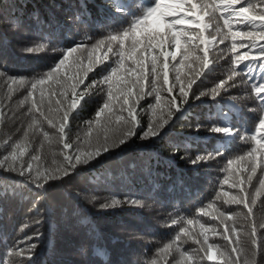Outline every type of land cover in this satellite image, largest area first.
Masks as SVG:
<instances>
[{
    "label": "trees",
    "instance_id": "obj_1",
    "mask_svg": "<svg viewBox=\"0 0 264 264\" xmlns=\"http://www.w3.org/2000/svg\"><path fill=\"white\" fill-rule=\"evenodd\" d=\"M126 2L132 4V12L139 14L148 0ZM131 19V16L115 13L113 0H0V71L32 82L50 71L68 47L77 43L91 47L108 33L127 27ZM205 20L208 22V17ZM231 43L229 38L210 52L209 75L216 84L226 79L233 68L229 51ZM27 48L34 51L29 53ZM115 59L112 57L96 67L85 83L92 79L99 81ZM253 63L252 66H258V62ZM247 64L244 61L236 68L239 73L235 77L236 86H228L221 92L220 118L212 113L218 106L212 111H204L206 105L201 101L209 98V89H203L202 84L207 80L202 82L201 77L193 90L195 96H200L201 92L207 95L199 99L190 97L189 104L184 106L185 111L177 114L179 119L174 117V122L166 126L158 137L140 139L142 129H147L152 118L149 110L142 113L140 110L143 111L151 102L155 103L154 95L146 96L139 108L141 127L132 142L129 140L126 145L114 148L102 159L78 164L74 172L52 182V186L38 189L17 173L0 169V264H153V261L175 264L180 259H174L176 253L169 256L159 250L174 240L182 227L198 234L200 223L209 228L206 233L208 243L217 245L220 251L230 252L232 245L221 235L223 226L211 216L216 215L217 210L236 214V228H243L245 233L250 231L247 209L242 205L224 203L229 199L226 194L236 192L230 186L231 180L224 184L228 176L227 161L233 150L226 146L242 135H254L258 124L256 116H264L261 102L257 101L251 87L254 83H264V70L249 74L245 71V67L249 69ZM172 74L174 70L170 78ZM9 83L6 77L0 79V107L4 111V120L0 123V158L11 151L14 142L24 143V139L20 141L19 138H23L27 129L29 154L39 153L44 168L57 167L63 157L56 130L44 121L40 122L39 128H28L31 123V115L28 114L30 101L21 104L27 94L26 89L14 85L15 91L10 93ZM35 98L39 101L38 92ZM106 99V89L88 90L85 101L81 102L82 106L73 113L70 121L69 141L73 133L85 139L89 132L88 121L95 120L96 111ZM44 108L46 111L47 100ZM196 114H200L198 118ZM197 125L202 127L197 128ZM213 126L231 127L234 134L226 136L209 131ZM92 128V137L102 131L100 125L93 124ZM45 131L49 133L51 143L44 138ZM247 142L251 149L253 142L250 139ZM82 146L88 147L87 140ZM217 151L220 155L216 154ZM198 155L208 158L192 164ZM219 181L221 187L212 186L210 195L202 186ZM129 200L139 203H126ZM113 201L121 203L100 206L105 203L111 205ZM213 202L214 207L208 208ZM255 206H258L253 208L258 232L264 233V229L259 228L264 223V202L257 200ZM201 208H205L209 215H202ZM243 216L247 221L240 226ZM188 219L199 220L200 223L189 226L186 223ZM174 220L177 223L173 224ZM228 223L231 225L232 222ZM213 228L215 231L211 230ZM37 233L39 240H27ZM241 238L245 248H249L248 238ZM199 239L203 241L202 236ZM30 243L36 244L35 249L27 248ZM199 247L191 237H181L183 251L191 253ZM11 248H23L25 251L22 255L9 256ZM128 255L132 256L130 262ZM203 255L199 253V256ZM256 259L260 261L261 257ZM222 262L223 257L219 255L215 260L210 261L206 257L200 260V264Z\"/></svg>",
    "mask_w": 264,
    "mask_h": 264
},
{
    "label": "snow or ice",
    "instance_id": "obj_2",
    "mask_svg": "<svg viewBox=\"0 0 264 264\" xmlns=\"http://www.w3.org/2000/svg\"><path fill=\"white\" fill-rule=\"evenodd\" d=\"M115 13L123 16H131L127 27L108 33L103 39L96 41L89 47L84 43H77L68 47L62 58L45 73L41 78L27 82L23 77L10 76L0 71V79L7 78L9 92L15 91L13 86L24 87L26 96L21 104L30 101L28 114L31 115V123L28 128H39L40 122L44 121L50 128L56 130L58 143L62 145L60 154L61 163L53 168H44L40 161L42 156L39 153L29 154L27 129L23 132L24 143L14 142L11 151L0 158V169L8 172H15L20 177L30 180L36 188L45 189V186H52V182L60 181L69 176L77 168L78 164L88 163L90 160L102 159L105 154H110L114 148L126 145L129 140L137 135L140 125V101L146 96L155 97V104L149 105L152 109V118L140 139L158 137L166 126L173 123V118L179 119L178 113L185 111L184 106L189 104L190 97L199 99L207 95L201 92L195 96L194 85L205 72L210 68L209 55L217 44H223L229 38L232 43L229 51L232 53L233 68L226 79L219 80L210 89L211 94L219 96L228 86L235 87V77L239 75L236 68L240 63L247 61V67L252 68V62H258V66L264 70V0H148L139 14L131 11L132 4L126 0H113ZM219 13L217 16L216 14ZM223 21L222 26L217 23L216 35L209 38L205 35L211 22L205 18ZM242 25L245 30L234 27ZM225 29L227 31H225ZM217 37L219 40L217 41ZM237 40L240 43H237ZM240 49H247L241 52ZM27 52L34 51L27 48ZM103 55H100V53ZM87 53V55H85ZM111 54V55H109ZM112 57H116L113 66L107 69V74L99 81L89 79V73L95 71L96 67L105 64ZM187 69V71H184ZM172 70L174 74L171 75ZM229 82H232L229 85ZM83 86V87H82ZM99 87L101 91L106 89L107 99L95 113V120L88 121L89 132L87 149L73 148L68 138V128L73 113L82 106L85 95L89 89ZM252 92L255 98L261 102L264 111V83L252 84ZM39 93V101L36 94ZM47 93V97L45 96ZM166 94V95H162ZM53 98H55L53 103ZM47 100V111L44 104ZM163 105V106H162ZM53 113L59 117L55 119ZM38 114V116L36 115ZM4 120V111L0 107V123ZM101 121L103 124L101 125ZM93 124L100 125L102 131H98L92 138ZM202 127L197 125V128ZM211 132L223 133L232 136L231 127L213 126ZM43 136L51 143V137L47 131ZM246 142L250 139L253 142L251 149L236 159H228V176L224 184H229L236 189L234 194L229 195L225 200L226 204L242 205L247 209L250 231L244 232L243 228H236V214H227L217 210V214L211 219L219 221L223 226L222 238L232 245L230 252L220 251L217 245L208 243L206 233L209 228L200 223L199 220L188 219L187 225L191 226L200 223L201 231L196 234L188 227H182L169 243H166L160 252L169 256L178 253L180 259L175 264H200L205 257L208 260H215L217 256L223 257L222 264H264V233L258 232L254 218L253 208L257 200L264 202V116L259 118L255 127V134L250 137L241 136ZM43 147V146H41ZM220 155L219 151L216 153ZM28 157V159H25ZM208 157L196 156L191 161L196 164L198 161ZM243 162V164L239 163ZM35 163V167H34ZM55 163V161H54ZM233 165H236L233 168ZM260 171L259 187L251 192L252 181L257 171ZM219 195L217 199H219ZM121 203L113 201L111 205L105 203L100 206L110 207ZM126 203L135 205L137 200H129ZM208 208L214 207V202ZM202 215H209L205 208L200 209ZM231 221V225L228 223ZM177 221H173V224ZM264 229V223L259 225ZM215 231V228L211 229ZM191 237L194 242L200 245L199 249H193L191 253L181 248V237ZM203 237V241L199 237ZM246 236L250 242L249 248H245ZM235 237V238H233ZM37 233L27 240H39ZM206 245V247H205ZM36 244L27 245L29 250L35 249ZM214 249H216L214 251ZM25 249L11 248L8 255H22ZM203 256H199V253ZM199 256V258H198ZM261 260L257 261L256 257ZM153 264H157L153 261ZM165 264H168L165 261Z\"/></svg>",
    "mask_w": 264,
    "mask_h": 264
},
{
    "label": "rangeland",
    "instance_id": "obj_3",
    "mask_svg": "<svg viewBox=\"0 0 264 264\" xmlns=\"http://www.w3.org/2000/svg\"><path fill=\"white\" fill-rule=\"evenodd\" d=\"M213 35H216V32L213 34ZM45 58H47V57H45ZM185 71V70H184ZM206 80V74H205V76H203V79H202V82H204ZM216 85V83L214 82V81H212L210 84H209V81H206V83H203L202 84V86H204L203 87V89H205V90H208L209 89V91H207L208 93H209V96H211L212 94H211V92H210V89L212 88V87H214ZM202 86H199V87H202ZM154 98V97H153ZM153 101H155V98L153 99ZM45 103H46V101H45ZM140 103H141V101H140ZM155 103H153V102H151L149 105H154ZM163 106V105H162ZM147 110H149V112H150V115L152 114V109L151 108H149V106L148 107H145L144 109H143V111L142 110H140V112L142 113V112H145V111H147ZM46 111H47V109H46ZM138 111H139V108H138ZM199 115L200 114H196L195 116L198 118L199 117ZM53 117L55 118V119H59V117L58 116H56L55 115V113H53ZM148 127V126H147ZM165 129H166V127H165ZM164 129V130H165ZM170 130V129H169ZM163 131V130H162ZM169 132V131H168ZM71 137H72V139L70 138V141H71V143L73 144V148L74 149H76V148H80V149H82V150H86L87 149V147L86 146H82V144H83V142L85 141V140H87L88 139V134H85V139H82L81 137H79V136H77L75 133H73L72 135H71ZM93 139H94V137H92ZM136 138V137H135ZM22 139H24V138H19V140L20 141H22ZM134 140V137L131 139V142ZM190 144V143H189ZM261 177V173L259 172V170L257 171V174H256V176L253 178L254 180H255V182H254V184L252 185L253 187H252V189L250 190L251 192H254V190H255V188L256 187H259V178ZM98 185V184H97ZM202 186H203V188L207 191V193L210 195V192H211V187H212V183H207V184H202ZM262 191H264V189H262ZM255 208H257L258 206H254ZM247 221V218L245 217V216H243L242 217V222H241V224H240V226H242L243 225V223L244 222H246ZM177 254V256L174 258V259H177V258H179V254L178 253H176ZM130 258H129V260H128V262H130V261H132V256L131 255H128Z\"/></svg>",
    "mask_w": 264,
    "mask_h": 264
},
{
    "label": "clouds",
    "instance_id": "obj_4",
    "mask_svg": "<svg viewBox=\"0 0 264 264\" xmlns=\"http://www.w3.org/2000/svg\"><path fill=\"white\" fill-rule=\"evenodd\" d=\"M211 22L212 24V31H207L205 33L206 36H208L209 38H211V33L214 34L215 33V27H216V24L219 23H223V21L221 20L220 22L219 21H216V20H211L209 21ZM224 53L226 52V49H224L223 51ZM210 66H211V62H210ZM206 74V80L209 81L210 83L212 81H214L211 76L209 75V70H207L205 72ZM212 80V81H210ZM221 95V94H220ZM219 95V96H220ZM218 96H209V98L206 100V101H201L202 104L206 105L205 108H204V111L206 112V110H210V108L212 107L211 105L209 106L210 102H212V100H215ZM220 98H218L217 100H219ZM250 99H251V103L253 104V107H254V102H253V99L251 98L250 96ZM258 101V100H257ZM211 111V110H210ZM255 113V112H254ZM256 116V114H255ZM256 119H257V116H256ZM252 120H253V116H252ZM246 135V134H245ZM244 136V135H242ZM228 149H235L236 147H240L239 148V151L235 152L234 154H232V157H229L228 159H235L236 157L240 156V155H244L246 152H248L250 150V147H248V145H246V141L245 140H242L240 137H237L236 139H233V141L231 143H229L227 146H226ZM224 156L226 157L227 154H224ZM241 164H243V162H239ZM254 180V179H253Z\"/></svg>",
    "mask_w": 264,
    "mask_h": 264
}]
</instances>
